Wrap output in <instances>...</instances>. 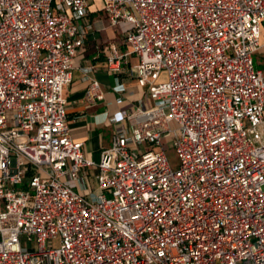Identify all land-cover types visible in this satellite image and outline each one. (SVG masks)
Here are the masks:
<instances>
[{"label":"built area","instance_id":"built-area-1","mask_svg":"<svg viewBox=\"0 0 264 264\" xmlns=\"http://www.w3.org/2000/svg\"><path fill=\"white\" fill-rule=\"evenodd\" d=\"M91 1L146 100L98 164L65 98ZM263 23L264 0H0V264H264Z\"/></svg>","mask_w":264,"mask_h":264},{"label":"crops","instance_id":"crops-1","mask_svg":"<svg viewBox=\"0 0 264 264\" xmlns=\"http://www.w3.org/2000/svg\"><path fill=\"white\" fill-rule=\"evenodd\" d=\"M87 21L93 24L94 29L86 37L75 59L73 81L65 88V98L68 102L67 120L73 138L84 143L86 156L98 164L102 152L111 146L115 133L129 130L133 124L127 119L121 120L120 113L137 110L146 100L144 89L128 73L129 66L138 62L135 56L130 57L128 65L123 64L120 74H112L108 70L109 46L116 44L120 35L119 30L110 25L104 7L91 1ZM261 42L264 44V29ZM121 48L128 50L122 44ZM93 80L100 83L103 98L95 97L90 101L88 92ZM118 84H123L126 92L115 91ZM89 174L91 187L96 190V180L91 169Z\"/></svg>","mask_w":264,"mask_h":264},{"label":"rangeland","instance_id":"rangeland-1","mask_svg":"<svg viewBox=\"0 0 264 264\" xmlns=\"http://www.w3.org/2000/svg\"><path fill=\"white\" fill-rule=\"evenodd\" d=\"M95 2H97L101 7H104V5H103V3L101 1H95ZM262 28L264 29V23H263ZM115 43L118 46H121V44H122L121 37L118 38ZM109 47H111V46H109ZM127 49L129 50L130 46H128ZM107 55H109V53ZM254 64H255V68L257 70H262L263 73H264V48H261L259 53L254 56ZM167 156H168V159H169V162H170L171 166L174 169H176L178 167V164H179V159H178V154H177L176 149L175 148H170L168 150V152H167ZM91 172H92L93 177H95L98 174V172H99L98 166L94 165L91 168ZM60 244H61L60 243V239H57V240H55L53 246H54V248H58V247H60Z\"/></svg>","mask_w":264,"mask_h":264}]
</instances>
